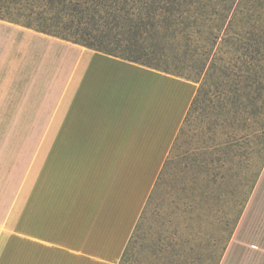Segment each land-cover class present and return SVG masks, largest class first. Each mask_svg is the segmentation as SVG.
<instances>
[{
	"label": "crops",
	"instance_id": "1",
	"mask_svg": "<svg viewBox=\"0 0 264 264\" xmlns=\"http://www.w3.org/2000/svg\"><path fill=\"white\" fill-rule=\"evenodd\" d=\"M196 89L0 19V264H119ZM218 264H264V164Z\"/></svg>",
	"mask_w": 264,
	"mask_h": 264
},
{
	"label": "trees",
	"instance_id": "2",
	"mask_svg": "<svg viewBox=\"0 0 264 264\" xmlns=\"http://www.w3.org/2000/svg\"><path fill=\"white\" fill-rule=\"evenodd\" d=\"M0 19L174 75L201 74L186 116L213 87L207 101L229 129L219 143L232 160L259 163L236 226L264 164V0H0Z\"/></svg>",
	"mask_w": 264,
	"mask_h": 264
},
{
	"label": "rangeland",
	"instance_id": "3",
	"mask_svg": "<svg viewBox=\"0 0 264 264\" xmlns=\"http://www.w3.org/2000/svg\"><path fill=\"white\" fill-rule=\"evenodd\" d=\"M172 71L198 87L201 74ZM204 91L182 122L119 264H216L232 236L239 199L259 163L231 159L234 152L218 140L229 129L207 101L216 90Z\"/></svg>",
	"mask_w": 264,
	"mask_h": 264
}]
</instances>
